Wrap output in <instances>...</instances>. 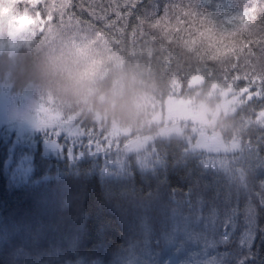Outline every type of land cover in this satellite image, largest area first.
<instances>
[{
    "label": "trees",
    "instance_id": "1",
    "mask_svg": "<svg viewBox=\"0 0 264 264\" xmlns=\"http://www.w3.org/2000/svg\"><path fill=\"white\" fill-rule=\"evenodd\" d=\"M256 1L248 20L224 25L229 0H0V94L49 115L42 134L19 119L0 130V264H127L144 211L168 223L172 209L210 216L196 242L214 234L219 264H264ZM7 11L44 20L13 52ZM73 35L86 58L62 54Z\"/></svg>",
    "mask_w": 264,
    "mask_h": 264
},
{
    "label": "rangeland",
    "instance_id": "2",
    "mask_svg": "<svg viewBox=\"0 0 264 264\" xmlns=\"http://www.w3.org/2000/svg\"><path fill=\"white\" fill-rule=\"evenodd\" d=\"M30 1H32L33 4H37L41 0ZM229 1L233 2L234 5L227 3L226 5H222L220 7L221 10L219 12L218 21L224 25L230 24L234 20L243 22L248 20L254 5L257 3L256 0H242L240 2H238L239 0ZM6 17L7 41L9 42L8 50L11 52H13L18 45L27 44V35L32 32V26L36 22H44L40 15H37L34 19L26 12L8 13L7 11ZM86 46L87 44L84 35H73L71 39L65 41V49H63L62 54L65 58H86ZM4 49V43L0 39V54L4 51ZM7 96H12L10 90H8ZM24 96L25 95L21 96V98ZM17 108L18 106L16 103L7 101V98L3 95V93L0 94V130L4 127H8L10 121L14 119H19L21 126H23L25 129H28L29 131L31 130L37 132L36 127L42 128V124H46L44 122L49 115H47L46 112L40 113L41 110L39 111L38 109L37 112L33 111L31 114L34 116L35 122L40 124L41 127L38 126V124L36 126L34 123V125L29 128L27 125V119L24 117L26 115L28 118L29 115L30 118V112L28 115L26 113L23 114L22 112H24L26 108L24 107V109L22 108V110H20V106L18 109L19 112ZM186 113H188V110ZM47 124L49 128L55 126L53 123ZM54 132H58V129H55ZM60 132L66 133L62 130ZM37 133L42 134L40 132ZM3 135L4 132L0 131V136ZM213 142L215 145L216 142ZM50 144L52 145V143ZM170 213L171 216L169 218V222L167 223L166 215L162 214V212H159L158 215H151L144 211L143 216L140 217L143 224V228L141 230L143 245L141 247L139 246L138 249L128 257L129 259H127V264H152L156 258H158L159 261L157 263L155 262V264H219L217 254L215 252V244L218 243V240H214V234L203 237L202 245L207 243V247H198L196 242V236L204 232V229L202 231L196 229L205 228L208 223H210V216L203 215L202 213L190 215L184 212L181 213L178 209H172ZM149 218H151L150 221ZM211 227L212 226L209 228ZM229 229V224H225L221 229V235L226 236ZM249 230L248 227L245 229V238H247ZM180 235L185 236V240H188L186 241L188 246L186 243H183V251L181 253L177 251V238ZM151 239H155L153 244L148 243ZM155 247H158V249ZM182 254H184V256H182Z\"/></svg>",
    "mask_w": 264,
    "mask_h": 264
},
{
    "label": "snow or ice",
    "instance_id": "3",
    "mask_svg": "<svg viewBox=\"0 0 264 264\" xmlns=\"http://www.w3.org/2000/svg\"><path fill=\"white\" fill-rule=\"evenodd\" d=\"M139 2H140V0H136V4L132 5L131 9H134ZM126 15L130 16L131 15V11L126 12ZM105 18H107V16ZM118 25H119V20H116L114 23L113 22L109 23V27H116ZM255 88H256V85L253 84L251 87H249L248 91L252 92V91L255 90ZM260 88H261V94L258 95V96H255L253 98H257V99L264 98V80L260 81ZM259 110H264V109H258L257 111H259Z\"/></svg>",
    "mask_w": 264,
    "mask_h": 264
},
{
    "label": "clouds",
    "instance_id": "4",
    "mask_svg": "<svg viewBox=\"0 0 264 264\" xmlns=\"http://www.w3.org/2000/svg\"><path fill=\"white\" fill-rule=\"evenodd\" d=\"M7 5H5V7H6ZM124 101H122V100H118L117 101V103H123Z\"/></svg>",
    "mask_w": 264,
    "mask_h": 264
}]
</instances>
